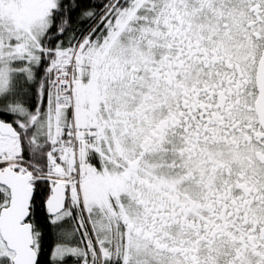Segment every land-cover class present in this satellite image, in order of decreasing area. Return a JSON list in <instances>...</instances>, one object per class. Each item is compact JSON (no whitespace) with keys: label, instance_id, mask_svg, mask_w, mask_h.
<instances>
[{"label":"snow or ice","instance_id":"snow-or-ice-1","mask_svg":"<svg viewBox=\"0 0 264 264\" xmlns=\"http://www.w3.org/2000/svg\"><path fill=\"white\" fill-rule=\"evenodd\" d=\"M0 264H264V0H0Z\"/></svg>","mask_w":264,"mask_h":264}]
</instances>
